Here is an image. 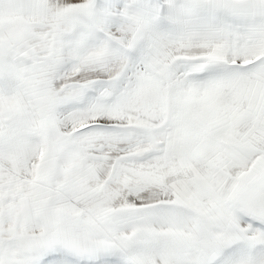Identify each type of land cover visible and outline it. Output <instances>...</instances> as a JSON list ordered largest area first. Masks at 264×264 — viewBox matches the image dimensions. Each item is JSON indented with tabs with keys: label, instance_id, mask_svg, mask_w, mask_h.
<instances>
[{
	"label": "snow or ice",
	"instance_id": "1",
	"mask_svg": "<svg viewBox=\"0 0 264 264\" xmlns=\"http://www.w3.org/2000/svg\"><path fill=\"white\" fill-rule=\"evenodd\" d=\"M0 264H264V0H0Z\"/></svg>",
	"mask_w": 264,
	"mask_h": 264
}]
</instances>
